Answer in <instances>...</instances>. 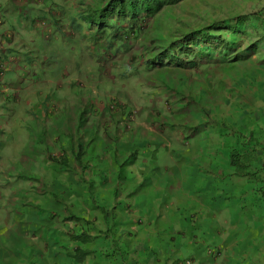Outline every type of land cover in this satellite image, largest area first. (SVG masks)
Wrapping results in <instances>:
<instances>
[{"label": "rangeland", "instance_id": "1", "mask_svg": "<svg viewBox=\"0 0 264 264\" xmlns=\"http://www.w3.org/2000/svg\"><path fill=\"white\" fill-rule=\"evenodd\" d=\"M79 1L82 0H39L38 5L32 6L33 9L31 10L30 0H24L25 4L21 5H18L21 0H0V22H3L0 25V47H5L11 41H22L20 48L17 49L18 52L12 50L8 55L0 54V63L8 68L11 72L10 76H14L15 80L17 78L22 79L10 85L11 88L21 89L19 95L21 108H23L27 93L31 92L29 87L32 86H34L33 93L39 101L45 100V102L62 105L63 97L53 83L62 78L61 74L67 68L65 65L69 62L72 64L74 61L85 67L94 64V59L86 55L83 49L86 34L85 23L76 14L75 7L79 8L78 11H82L85 4L94 7L102 1ZM19 8L26 11L22 15H17L15 11ZM48 10L52 12H48ZM62 13L63 16L57 17ZM238 15H250L251 18L255 16L261 18V15L264 17V0L183 1L180 5L160 16L150 27L151 32H162L160 44H155L158 47L155 52L162 51L163 47L160 49V46L166 40L194 34L214 21L226 20ZM55 19L60 21L57 25L53 23ZM72 23H75L77 27L76 30H71L73 33L71 36L70 32L63 26ZM8 30L20 31L23 37L16 38V32L8 35L4 33ZM263 32L264 30L257 31L254 29L242 32V35L238 36L241 41L236 45L234 51L221 47L219 42H214L210 48L213 49L215 58H209L207 62L201 61L202 63L195 59L193 67L189 69H181L174 67V65L169 67L156 65L154 70L140 73V76L130 74L127 71L126 77L123 79L114 78L113 80L101 78L99 69L89 71L91 72L89 74H81L83 78L87 76L97 77L99 79L98 90H104L109 95H119L120 99L134 97L133 105L138 108L148 106L154 112L156 109L165 108V101L167 105L174 102L175 97L185 100L183 105L192 108L191 113H188L186 109L182 110L183 117H181L183 124L192 129H196L197 126L195 132L200 140L190 149L191 154L201 155L203 160H209V156L215 158L213 162L209 160L211 162L209 164L212 165V172L214 171L216 174L213 176L210 172V175L215 177L213 186L216 187L218 180L219 188L223 190L215 192L217 204L220 203V197H224V200L229 199V207L232 211V213L228 212L223 207L225 227L207 228L206 238L209 242L199 240L192 243L199 244L201 250V253H197L193 257L195 264H232V260H235V264H257L262 260L255 259L250 255L259 253V249L252 253L249 252L250 248L247 245H250L248 242L251 241V238L256 241H258L257 237L259 236L264 238V206L257 194V190L264 185V40H260L261 34L264 35ZM12 49L14 48L12 47ZM248 49L251 50L248 52ZM135 51H143L140 44H135L133 48L124 51L129 53L118 54L117 63L124 64ZM195 51H198V48H195ZM221 54L225 55L224 59L217 60L216 55L219 58ZM239 54H245L244 59L238 58ZM247 54L248 57H246ZM148 67L151 68V66ZM84 70L88 71V69ZM112 76L116 77L113 73ZM5 78L4 81H6ZM162 80L166 81L165 85L169 90L166 97L162 92L165 90L160 83ZM44 83H46L45 87L40 86ZM176 90L179 95H177ZM84 93L83 90H73V96H82ZM35 96H33V100L36 99ZM16 104L18 103L9 97L5 100L0 99V244L2 246L0 264H31V261L33 264V260L37 257L40 258L37 264H73L72 260H69L63 253L65 246L66 252L70 250L71 243L64 242L65 246L60 243L62 247H59L60 245L55 246L47 239L52 235V230L61 234L65 240V235L71 231V225H68L69 221L64 218L73 220L69 213L81 216L83 220L99 227L96 231L94 228L89 231L90 227L82 222L87 233L95 234L92 241L83 245V248L94 250L97 258L102 252L112 255L116 251L117 260L121 262L125 257L130 261L135 254L133 251L145 245H148L149 248L150 245L154 247V244L150 243L153 241H150V237L146 236L147 231L142 232V235H137L129 244L124 241L121 243L124 244L123 247L116 246L113 241L104 244L100 238L97 239V232L104 230L101 224L102 215L97 210L98 207L103 206L107 214L110 212L111 216H114L113 220L118 222L124 223L127 216L113 211L111 209L113 203L107 197L101 194L98 199L94 197L96 190L92 191L94 197L92 204L89 206L86 204L80 209L76 193L79 189L78 184L69 183L64 186L65 195L70 198V203L57 193L65 202L63 206L55 204L53 199L47 195V192L52 190L51 188L47 187L46 192L41 194L39 189L32 187V190H27L26 194L22 195L21 200L25 204L20 205L18 212L15 210L16 204L8 207L9 190L13 191L16 186L10 178H8L9 182L4 184L2 167L5 165L9 170L16 166L14 146L18 138L14 132L19 129L16 120L19 117ZM179 107L181 108L180 105ZM132 109L133 107H128V111ZM144 111L149 110L145 108ZM146 112H144L145 115H147ZM55 119H62V115H56ZM162 122L165 123L166 129L170 125L169 123L173 122L169 119L167 110L157 117L156 123L161 124ZM48 123L49 120H44L41 125ZM174 131L176 132V130ZM20 136L26 137L22 134ZM174 138L177 140V137ZM5 141L7 145H5ZM235 146L236 148L241 146L239 148L240 154L244 159L242 163H245L246 160L248 164L247 173L244 177L238 175L229 164V154ZM54 152H58L57 147L54 148ZM199 164L205 166L204 162ZM46 173V171L41 172L43 179ZM135 178L152 182L149 175L133 177L128 181L131 182ZM48 180L51 184L55 182L51 177H48ZM213 190L215 191L214 188ZM205 197L206 202H210L209 199L212 203L217 201L216 199L213 200L211 190L208 195L205 194ZM28 199L34 200L42 207L49 206L59 210L63 213L62 217L57 218V222L49 220L48 213L55 210L37 211L39 206L27 205ZM140 199L142 198L140 197ZM150 202V200L145 201L148 206ZM110 222L111 220L109 224ZM71 224L73 230L80 228L78 223L71 221ZM27 225H32L34 230V239L32 240L28 239L31 234L27 236H24L25 234L18 235ZM12 226L13 228L9 230L8 234L7 229ZM212 229H215V232H211ZM214 233L215 235L212 236ZM203 234L205 235L204 232ZM179 239L180 237L177 236V240ZM220 240H225L227 247L225 254L232 260L220 256L218 246L208 245ZM187 241L184 239V244L180 247H175L174 241H165L167 253H172L177 257L190 256V252L185 249L188 244ZM117 243L120 242L117 241ZM251 244L255 245L254 241H251ZM207 246L210 249H215V255L206 254L205 248ZM35 248L37 250H34L33 255L31 249ZM154 250L158 252L159 248H154ZM248 255L251 258H248ZM109 259L113 263L114 259L112 257ZM110 262L101 261L102 264H110Z\"/></svg>", "mask_w": 264, "mask_h": 264}, {"label": "clouds", "instance_id": "2", "mask_svg": "<svg viewBox=\"0 0 264 264\" xmlns=\"http://www.w3.org/2000/svg\"><path fill=\"white\" fill-rule=\"evenodd\" d=\"M82 1L85 2V0ZM101 1L102 3H99L94 7L86 6L85 4L82 11H78L79 8L75 7L76 14L85 23L86 34L84 38L83 49L86 52V55L94 59V64L89 67H85L80 65L79 62L74 61L72 64L69 62L67 65H65L67 68L66 71L61 74L62 78L58 79L56 83H53L55 87L59 89L58 92L63 97L62 105H57L54 102L48 101L47 103L45 100L39 101V99L33 93L34 86H32L29 87L31 88V92L27 93L24 99L25 101L23 108H21L19 105L21 102L19 99L21 89L11 88L10 85L19 82L22 79L17 78L15 80L14 76H10L11 72L8 70V68L0 63V99L5 100L9 97L18 103L16 104V107L18 108L17 114L19 117H17L16 120L19 129L17 132H14L18 138V141L15 142L14 146L16 166L11 167L9 170L7 167H5V165L2 167V173H4L2 181L4 184L8 183V178H10L12 183L16 186L13 191L8 189L9 194L7 196V201H9L8 207L16 204V212L19 211L18 208L20 205L22 206L25 204L21 200L22 195L26 194L27 190H32V187L39 189V193L41 194L46 192L47 187L51 188L52 190L48 191L47 195H49L57 205L63 206L65 203L63 200H61L58 194H60L66 202L70 203V198L65 195L64 188L65 185L71 183L69 181L70 177L77 178L76 180L79 187L86 186V193H88L91 200H93L92 191L96 190L95 187H91L95 178L93 173L97 170H104L103 179L107 181V183L103 185L104 190L102 191L101 195L111 200L113 203V205H111V209H113V211L127 216V212L119 209V201L124 195L120 194L118 187H126L128 184V173L126 170L129 167L128 164L133 160L135 150L123 149L121 146H127L125 140H128V137L126 135H137L138 127L136 124L146 120L148 121L151 135L157 136L160 134L159 132H162V135L166 134L165 138L168 140V143H166L168 144V147L165 146V148L167 150H169V147L171 146L170 140H173L174 137H177L178 141L181 140L182 145L183 142H185L188 146V150H190L200 140V138L196 136L195 132L197 131V126L196 129H192L188 125L182 123V110L186 109L188 113L192 112L191 107L183 105L185 100L175 97L174 102H170L168 105L166 101L164 102L165 108H159L152 112L148 106H141L139 108L135 107V105H133L135 100L133 99L134 97L120 99L119 95L113 96L107 94L104 90H98L99 79L97 77L91 78L87 76L83 78L81 76L83 73L89 74L91 73L89 71L99 69L101 78L103 77L105 80H113L114 78L123 79V77H126L127 71L130 74L140 76V73L142 74L143 72H151L154 70L156 65L158 67H169L174 65V67L181 69L192 68L194 64L191 67H188V65L186 66L187 62L192 60V58H187L183 54L177 56L179 57L178 60L176 58L168 60L165 58V56H163V54L167 55L172 46H174V52L177 53L176 46L179 44L178 40L183 39L185 36H173V40H166L160 46V49L163 47L162 51L156 53L155 50H157L158 47L155 46V44H160L162 32H151L150 30V27L160 16L166 12H169L186 0H180L177 3H172L170 0H167L154 14L151 12H144L134 2H132V4L135 10L130 11L126 6L119 10L116 7V3H119L118 0ZM38 3L39 0H30L29 5H31V10L33 9L32 6H37ZM21 4H25L24 0H21V2L18 3V5ZM25 11L26 10L23 11L19 8L15 12L17 15H22ZM48 12L52 11L48 10ZM61 16H63V13L57 15V17ZM58 22H60L59 19H55L53 21L54 25H57ZM1 24H3V22H0V25ZM63 27L67 29L72 36L73 33L71 30H76L77 25L72 23L71 25H65ZM204 28H202L200 31H202ZM13 32H16V38L22 36L20 31L17 32L15 30H8L4 33L8 35L9 33ZM197 32L194 33L193 36H195ZM28 42L30 41L28 40ZM21 43L22 41L19 40L16 42L11 41L7 43L5 47H0V54L8 55L12 50L18 52L17 49L20 48ZM135 44H140L143 51L133 52L124 64H118L116 59L117 55L120 53H129L124 51L133 48V45ZM12 47L14 49H12ZM196 48H198V51H195V49L194 51L197 53L199 52V47ZM155 55L157 58H159V60H156ZM213 55L214 56H203V58H198V61L207 62L209 58H215L214 53ZM220 57V60L223 59ZM179 63H183V65H178ZM148 66H151V68ZM69 67L71 68L69 69ZM84 69H88V71L86 72ZM112 73L115 74L116 77H113ZM4 78L6 81L3 80ZM160 83L165 89L162 92L164 97H166L167 92L169 91L168 87L165 85L166 81L162 80ZM45 84L46 83L40 84V86L45 87ZM75 89L83 90L85 93L82 96H73V90ZM176 93L179 95L178 91ZM33 96H35L36 99L33 100ZM173 104L177 107H174ZM128 107H133V109L128 111ZM145 108H147L149 111H144ZM165 110L168 111L169 119L173 120V122L169 123L170 125H168L167 129L165 128L164 122L161 124L156 123L157 117L161 116ZM144 112H146L147 115H145ZM60 114L62 115V119H55V116ZM44 120H49V123L47 125H41ZM174 130H176V132ZM21 134L26 135V137L22 138L20 136ZM5 145H7L6 141ZM18 145H20V148H18ZM55 147L58 148V152H54ZM240 147L241 146H237L239 153L241 152L239 149ZM235 148L236 146L233 149ZM109 151H112L111 156H108L107 154ZM165 153H167V151ZM240 156H242V154ZM104 157H107L108 159H105ZM121 158L126 160L121 162ZM91 166L94 170L91 168ZM117 168H119L121 171L120 176H116L119 177V180L114 183L113 188L116 187V189L113 191L111 190V182L115 178ZM43 171L47 172L44 179L41 176V172ZM48 177H51L55 180L54 184L49 182ZM91 177H93V180H91ZM101 189L102 188H100V190ZM36 192L38 191L36 190ZM28 201L30 203H26H28L27 205L29 206H39L37 211L55 210L52 213H48L49 220H55L57 222V218L60 219L62 217L63 213L57 209L50 208L49 206L42 207L31 199H28ZM86 204L88 206L91 205V203ZM97 210L102 215L101 224L104 227L102 232H97V239H101V234L103 231L105 233H110L112 231H116L120 227L117 225V221L113 220L114 216H111L110 212L107 214L103 206L98 207ZM69 215L73 219L71 221L80 224L81 231L79 233H73L71 221L65 217L64 219L69 221L67 224L71 225V231L69 234L65 235L64 240L61 234H59L57 231L53 232L51 230L52 235H50L47 239H49L53 245H60L59 247H62V244L60 243H63V246H65L64 242H68L70 236H79L81 241H78V244L74 243V247L70 249L71 251H67V253L72 252L75 248H79L83 251L89 252L84 260L92 256L89 259L90 262L93 259L98 260L101 258L102 261L108 263L110 262L109 257H112L114 260L113 263L110 262V264H144L143 258H141V256L146 257L148 255V250H150L148 245L133 251L135 254L132 256L130 261L128 258L125 259V257L124 259L122 258L123 260L121 262L117 260L116 251H114L112 255H107L102 252L100 253L99 258H97V256L94 254V250L83 248V245H86L92 241L95 234L90 235L89 232L87 233L82 222H85L90 227L89 231L92 228H94V231H96L97 228L99 229V227L88 223L86 220H83L81 216H77L72 213H69ZM110 220L111 222L109 224ZM12 228L13 226L7 229L8 234L9 230ZM33 232L34 230L32 225H27L21 230L20 233H18V235L25 234L24 236H27L28 234H31L29 235L28 239L32 240L34 239ZM211 232H215V229H212ZM214 235L215 233L212 234V236ZM114 240L115 241L113 242H117L118 237H114ZM200 240L209 242L207 238H205V240ZM126 244L129 243L126 242ZM153 244L154 248H158L157 242ZM208 245L211 244L209 243ZM113 247L116 248L115 246ZM1 250L2 246L0 244V251ZM34 250L37 249H31L33 255L35 253ZM64 251H66V246L64 247ZM205 252L206 254H210L212 256L215 255V249H210L208 246L205 248ZM155 253L158 256L157 252ZM128 256H130V254H128ZM135 256L137 257L136 260H134ZM171 257H173V254H168L166 262H171L170 264H195L191 255H182L175 258ZM39 260L40 258L37 257L33 260V264L39 263Z\"/></svg>", "mask_w": 264, "mask_h": 264}, {"label": "crops", "instance_id": "3", "mask_svg": "<svg viewBox=\"0 0 264 264\" xmlns=\"http://www.w3.org/2000/svg\"><path fill=\"white\" fill-rule=\"evenodd\" d=\"M136 126L138 127L137 135H126L128 140H125V142L128 147L121 146L123 149L135 150L133 160L128 164L129 167L126 170L129 174L127 181L133 177L149 175L152 178V182L148 179L146 181L135 178L131 182L128 181L126 187H118L120 194L125 196H122L119 201V209L128 213L127 218L124 220V223L117 221V225L120 228L116 231L110 233L103 231L101 242L106 244L107 242L115 241L114 237H118L120 243L114 242V244L123 247L121 243L124 241L129 243L137 235H142V232L147 231L148 234L146 236L150 237V241H153L150 243L157 242L159 250L157 256L154 247L150 245L147 258L141 256L144 264H170L171 262H166L167 255L171 253H167V243L165 241H174V246L180 247L184 244V239L187 241L191 237L187 241L188 244L185 249L187 252H190L191 257H195L197 253H201L200 245L192 243L200 239L205 240L207 228L226 226L224 224L223 207L232 213L229 207V199L224 200V197H220V203L217 204L218 200L216 199L215 192L223 190L219 188L218 180L216 187L213 186L215 183L213 174H216V172H212V165L209 164V160L213 162L215 158L209 156V160H203L201 155H197L196 153L191 154L192 152L187 149L186 143L183 142L182 145L181 140L178 141L176 138L170 140L171 146L167 150L165 148V146L168 147V144H166L168 140L165 138L166 134L162 135V132H159L160 134L157 136L151 135V130L146 120L138 122ZM166 151L167 153H165ZM107 154L111 156L112 151H109ZM104 158L108 159L107 157ZM125 160L124 158L120 159L121 162ZM200 162H204L205 166H201ZM91 168L93 169L92 166ZM120 171L117 168L115 178L111 182V190L113 191L116 189L113 186L119 180V177L116 176H120ZM210 172L213 176L210 175ZM93 175L95 178L93 180V177H91V180H93L91 187H95L94 197L98 199L104 190L103 185L107 181L103 179L104 170H97ZM76 179V177H70L69 181L73 184H78ZM86 188V186L79 187L76 191L80 209L85 207L86 203L92 204L93 201L88 193H86ZM100 188L102 189L100 190ZM209 188L212 192L213 200H217L214 203L210 199V202H206L205 194H209ZM144 200L151 201L149 206L146 205ZM262 204L264 206V203ZM144 228H147V230H144ZM72 231L73 233H79L81 229ZM177 236L180 237L179 240H177ZM257 239L258 241L251 238V241H254L255 245L251 244L250 241L248 242L250 245H247V247L250 248L249 252L252 253L259 249V253L250 255L255 259H262L257 264H264V238H260L259 236ZM68 243L72 244L70 247L72 249L74 243L70 240V237ZM211 245L218 246L220 256L232 260L225 254L227 250L225 240L212 242ZM63 253L69 260H72L73 264H90L89 259L92 257L90 256L79 263L75 258L67 256L68 253L66 251L63 250ZM250 255L247 257L251 258ZM175 257L177 256L173 255L171 258ZM136 259L137 257L135 256L134 260ZM101 261L102 259L99 258L98 260L93 259L91 262L93 264H102ZM232 264H235V260H232Z\"/></svg>", "mask_w": 264, "mask_h": 264}, {"label": "trees", "instance_id": "4", "mask_svg": "<svg viewBox=\"0 0 264 264\" xmlns=\"http://www.w3.org/2000/svg\"><path fill=\"white\" fill-rule=\"evenodd\" d=\"M119 3H116V7L121 10L124 6H126L130 11L135 10L132 2L136 3L141 10L146 13L151 12L154 14L157 10L161 8V6L167 0H118ZM172 3H177L180 0H170ZM250 29H254L257 31L264 30V17L251 18L250 15H241L235 18L220 20L212 22L210 25L206 26L202 31H198L195 36L193 34L186 35L183 39H179V44L176 46L177 53H175L172 46L167 53L164 55L168 60H172L176 58L180 54H183L185 57H190L192 60H189L186 64L188 67H191L194 63L195 58H203V56H214L213 51L210 48V45L214 44V42H219L221 46L228 48L231 51L235 50L236 45L241 41L238 39L239 35H242V32H248ZM264 33V32H263ZM261 39L264 40V35L261 34ZM199 47V52H195L194 49ZM251 49H248V52ZM247 52V53H248ZM246 54V53H245ZM245 54H239L238 58L241 57L244 59ZM243 56V57H242ZM156 57V55H155ZM225 55H222L220 58L224 59ZM248 57V54L246 55ZM216 59H219L216 56ZM156 60L159 58L156 57ZM178 65H183V63H179ZM238 152V149L235 148L231 150L230 154V166L237 172L238 175L244 177L246 175V167L248 166L247 162L242 163V156ZM257 194L259 195L261 202L264 203V185L261 186L257 190ZM70 240L78 244L80 240L79 236H70ZM71 251V250H70ZM89 252L83 251L79 248L73 249L72 252H69L67 256L70 258H75L77 262L84 260L86 255Z\"/></svg>", "mask_w": 264, "mask_h": 264}]
</instances>
